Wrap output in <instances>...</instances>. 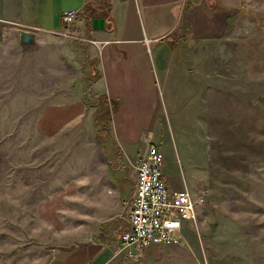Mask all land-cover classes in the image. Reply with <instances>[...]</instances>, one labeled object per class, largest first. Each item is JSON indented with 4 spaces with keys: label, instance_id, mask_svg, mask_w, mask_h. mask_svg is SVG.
Returning <instances> with one entry per match:
<instances>
[{
    "label": "rangeland",
    "instance_id": "rangeland-1",
    "mask_svg": "<svg viewBox=\"0 0 264 264\" xmlns=\"http://www.w3.org/2000/svg\"><path fill=\"white\" fill-rule=\"evenodd\" d=\"M50 21L51 15L44 26ZM81 24L62 25L54 38L68 45L63 84L55 75V51L23 48L11 26L0 25V264H46L71 250L79 257L88 249L92 255L114 252L127 228L134 168L143 153L125 155V140L116 144L111 130L97 141L100 126L87 111L75 116L70 107L67 114L43 109L64 101L75 106L73 92L68 96L75 50L85 68L94 62L85 64L87 42L76 36ZM185 40L175 37L157 59L153 55L160 90L164 73L170 82L179 75L174 62L184 55L192 87L185 114L173 115L160 100L150 128H159L154 142L162 146L169 184L187 175L182 148L192 147L197 179L187 185L206 193L204 212L197 227L184 231L186 243L149 248L137 261L115 255L109 264H264V0H242L223 36ZM185 44L191 50L181 54ZM61 93L65 98L57 97ZM107 98L114 105L112 123L120 105ZM100 235L108 244L99 243Z\"/></svg>",
    "mask_w": 264,
    "mask_h": 264
},
{
    "label": "crops",
    "instance_id": "crops-1",
    "mask_svg": "<svg viewBox=\"0 0 264 264\" xmlns=\"http://www.w3.org/2000/svg\"><path fill=\"white\" fill-rule=\"evenodd\" d=\"M95 1L68 0V3H72L65 6L59 3L60 7L56 0H0V25H10L14 33L18 29L31 31L35 34L36 45L42 46L51 53L55 51L57 62L55 75L58 77L57 83L63 84L64 76L69 77L66 72L68 65L62 61L65 47L68 45L66 41L61 43L60 37V44L54 42L62 27L61 15L66 11L83 9ZM241 2L242 0H110L111 8L106 16L97 18L104 21L102 29H92L85 33L83 24L78 27L79 34L76 36L87 42L86 47L82 49L85 52V64L94 60L95 68L90 64H87V68L82 66V62L76 58L77 50H75V74L70 77L68 95L71 97L73 92L75 106L67 105L64 101V104L58 107L47 105L43 108L44 111L58 110L67 114L66 109L70 107L75 109V116L87 111L90 117L93 109L89 107L90 110H87L84 94L114 97L120 102L119 111L113 115L110 126L114 141L117 144V140H125V148L121 146L125 155L134 156L137 153H144L143 136L151 132L154 142L155 132L159 131L158 127L155 131L150 128L154 127L153 117H156L159 110V101L163 100L167 111L169 105L173 115L178 111L185 114V100H189L192 95L191 78L183 66L184 55L182 60L175 59L174 63L177 65L176 71L179 75L176 79H171V82L169 77L163 74L164 68H161L163 76L160 80L163 81L164 86H161L160 90L154 72V51L157 53V59L160 52L165 51L166 45L169 49L175 37L183 38L185 42V38L203 41L223 36L229 20L238 12ZM49 15H51L50 25L44 26ZM186 35L188 37H184ZM190 50L191 47L185 44L181 54ZM94 69L99 76L94 81H88L87 75ZM182 73L188 79L183 78ZM173 82L177 84L172 86ZM61 84L57 88L60 89ZM59 95L57 97L65 98L66 94ZM175 99H180V102L176 103ZM141 117H144L143 122ZM140 146L144 148L141 149ZM188 147L189 145H184L182 148L187 175L183 176L181 181L173 179L170 184L167 181L173 190L181 189L188 182L194 185L197 179L194 172V163L197 159H194L192 153H188L192 152V147ZM160 148L162 149L161 145ZM113 190L120 194L117 187ZM107 206L108 200L103 207L100 204L98 210H104ZM107 223L103 222L99 227ZM103 236L100 235L101 239L98 241L106 245L108 238ZM89 250L79 254L81 257L75 253V250L57 253L46 264H89L95 255H98V258L94 264H109L116 258V249L114 252L110 251L111 248L101 252L95 251L93 255Z\"/></svg>",
    "mask_w": 264,
    "mask_h": 264
},
{
    "label": "built area",
    "instance_id": "built-area-1",
    "mask_svg": "<svg viewBox=\"0 0 264 264\" xmlns=\"http://www.w3.org/2000/svg\"><path fill=\"white\" fill-rule=\"evenodd\" d=\"M83 15L84 9L66 11L61 15L62 25L72 26ZM152 138L148 132L142 139L145 151L134 168L127 228L121 231L115 252L128 261H137L152 247L186 243L184 231L197 227L206 204L203 190L193 191L186 184L181 189H171L162 172V149Z\"/></svg>",
    "mask_w": 264,
    "mask_h": 264
},
{
    "label": "trees",
    "instance_id": "trees-1",
    "mask_svg": "<svg viewBox=\"0 0 264 264\" xmlns=\"http://www.w3.org/2000/svg\"><path fill=\"white\" fill-rule=\"evenodd\" d=\"M110 0H96L94 3L86 5L84 9V15L80 19L83 22L84 32L88 33L93 29V20L98 17H105L110 10ZM92 68L95 65L90 62ZM89 65V66H90ZM98 72L96 69L91 71V74L87 75L88 81H94L98 78ZM88 85V84H87ZM88 107L94 110V124L99 125V131L96 136V140L100 141L109 137L110 124H111V110L114 109L113 101L107 98L105 95H85L84 99ZM118 103V101H116ZM120 105V102L118 103ZM119 108V106H118Z\"/></svg>",
    "mask_w": 264,
    "mask_h": 264
},
{
    "label": "water",
    "instance_id": "water-1",
    "mask_svg": "<svg viewBox=\"0 0 264 264\" xmlns=\"http://www.w3.org/2000/svg\"><path fill=\"white\" fill-rule=\"evenodd\" d=\"M103 23L104 21L102 19L93 20V29H102ZM15 34L18 44L21 45L23 48L28 49L36 45V38L33 32L24 29H18Z\"/></svg>",
    "mask_w": 264,
    "mask_h": 264
}]
</instances>
